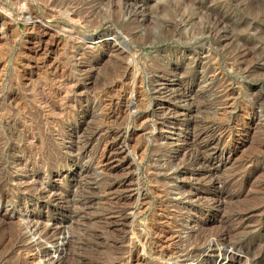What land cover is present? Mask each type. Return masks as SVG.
<instances>
[{
	"label": "rangeland",
	"instance_id": "1",
	"mask_svg": "<svg viewBox=\"0 0 264 264\" xmlns=\"http://www.w3.org/2000/svg\"><path fill=\"white\" fill-rule=\"evenodd\" d=\"M0 264H264V0H0Z\"/></svg>",
	"mask_w": 264,
	"mask_h": 264
},
{
	"label": "bare ground",
	"instance_id": "2",
	"mask_svg": "<svg viewBox=\"0 0 264 264\" xmlns=\"http://www.w3.org/2000/svg\"><path fill=\"white\" fill-rule=\"evenodd\" d=\"M58 2H59V1H58ZM27 14H28V13H27ZM73 17H74V16H73ZM168 24H169V23H168ZM151 41H152V40H151ZM5 204H6V203H5ZM16 220H18V219H16ZM16 220H15V221H16ZM21 220H22V219H21ZM21 220H20V221H21ZM219 236H220V235H219ZM219 240H220V239H219ZM5 241H6V240H5ZM209 245H211V243H209ZM228 245H229V244H228ZM143 250H144V249H143ZM219 251H220V250H219ZM219 255H221V256H225V257L228 256L230 259L233 258V257H232L233 254L230 255V254H228V253H226V252H219ZM233 256H234V255H233Z\"/></svg>",
	"mask_w": 264,
	"mask_h": 264
}]
</instances>
